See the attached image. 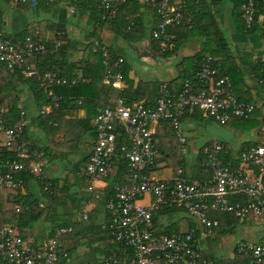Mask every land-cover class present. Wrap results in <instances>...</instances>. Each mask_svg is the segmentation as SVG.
Instances as JSON below:
<instances>
[{
    "label": "crops",
    "instance_id": "crops-1",
    "mask_svg": "<svg viewBox=\"0 0 264 264\" xmlns=\"http://www.w3.org/2000/svg\"><path fill=\"white\" fill-rule=\"evenodd\" d=\"M87 1L10 0V3L3 1L0 4L3 11L0 36L12 42L25 37L36 41H54L56 33L64 34L67 52L58 59L60 67L72 71L77 76L73 79H78V83L84 85L92 81L91 76L98 69L100 72L96 73V76H99L95 77L98 80L94 86L95 90L98 89L99 83L106 85L103 53L93 52L94 43L97 42L100 47L106 49L112 61L123 59L122 67L126 73L125 75L122 73V68L120 72L124 76V83L121 84V89L112 88L120 93L125 91L124 97L119 98H124L131 104L145 103L147 106H154L161 85H167L173 93H178L183 83L192 77L204 60L202 58L200 61L198 55L205 51L204 56L212 57L218 74L230 79L232 96L249 103H257L264 99V70L260 62V56L264 52V36L260 31L264 15L263 22L259 23L260 30L257 29L251 34L244 33L238 16L242 0L191 2L194 3L193 6H189V3L185 11L189 22L167 27L165 35L160 39H154L153 34L157 31L161 19L156 8L147 5L146 0L115 2L108 23L98 31L97 38L91 37L92 26L89 18L93 10ZM123 20L127 21L128 25L132 22L133 25L136 24L137 30L128 40L118 31ZM220 34L224 38V47L219 42ZM89 49L92 54L101 55V68L97 58L88 56ZM112 49L119 52V58L112 57ZM127 50L131 51L135 58L150 64L149 69H155H151L150 73L153 74H143L140 77L135 71V65L130 66L127 62ZM83 72L86 79L82 76ZM38 86L49 99V104L42 107L43 110H48L46 114L48 115L58 107V101L64 97L54 93L53 88L57 86L43 88L40 82ZM18 89V93L11 90L9 99L12 101L16 98L17 111L23 110L27 116L28 125L22 142L30 148L35 145L38 149L45 150L46 165L41 178L57 179L59 181L57 192L66 194L65 198H57L49 208V211L54 213L48 215L45 213L35 223L25 226L19 231L21 236L27 243L40 247L51 238L53 228L58 224H66V227L73 228L71 236L63 238V245L69 248V264H101L112 255L129 261L131 259L129 250L114 242L106 231L111 218L105 205L114 197V192L105 205H102L101 201L106 197L110 181L105 180L95 185L100 195V199L96 200L88 191L87 182L77 171H73L75 165L78 167L89 159L94 147V119L97 113L114 99H108L99 105L101 99L93 96L94 89L86 87L85 96L78 99L69 98L78 105V108L73 114H69L68 118L63 119V122H68L63 132L48 136L37 125H32V120L37 116L36 102L43 101L44 94L35 99L28 85ZM48 92L52 93V97L48 96ZM90 93L92 95L88 96ZM257 113L248 120L232 119L227 125L221 126L204 116L198 109L186 111L181 120L186 140L183 146L180 145L170 124H153L151 131L158 150L153 167L154 177L162 181H171L179 169L189 183L210 181L211 172L203 159L204 149L215 143L223 148L220 157L225 164L236 169L241 167L239 155L260 144L264 139V121ZM245 132H248L247 138L242 139ZM32 184L35 183L31 182L29 187H32ZM33 189L40 200L39 204L48 206L42 199L38 185H34ZM20 193L27 195V189ZM235 197L238 196L231 198ZM153 202V197L145 196L137 204L148 207ZM81 207L88 210L86 222L82 220ZM210 218L215 220L218 226L213 229L210 236L203 237L202 227L189 218L181 208L174 207L167 215L155 217L154 232L158 236H169L193 230L203 256L218 264L248 263L246 256L236 253V247H217L215 241L218 234H232L239 227L243 235L242 240L256 245L264 243V220L250 217L246 222L239 223L231 213L214 214Z\"/></svg>",
    "mask_w": 264,
    "mask_h": 264
},
{
    "label": "built area",
    "instance_id": "built-area-1",
    "mask_svg": "<svg viewBox=\"0 0 264 264\" xmlns=\"http://www.w3.org/2000/svg\"><path fill=\"white\" fill-rule=\"evenodd\" d=\"M124 1L94 0L106 14L115 2ZM199 1L146 0L147 5L156 8L161 19L153 38L163 37L169 26L187 24L189 19L185 11L188 4ZM260 3L264 0H242L240 20L245 32L256 23L263 22ZM130 25L133 26V22ZM60 46V41H57L53 52ZM45 48L44 43L29 37L12 42L0 36V80L4 72H20L25 79L35 77L43 88L78 84V79L68 81L54 73L39 72L36 60ZM98 51L104 57V83L121 89L124 83L120 72L123 59L112 61L106 49L95 42L93 52ZM260 62L264 70V52ZM48 96L52 97V93L48 92ZM194 109L221 126L232 119L248 120L257 112L264 121V99L249 103L232 96L230 79L218 74L210 56L204 58L193 79L186 80L178 93H173L167 85H161L154 106L131 104L124 98H117L97 113L94 119V147L89 159L77 167V173L87 182L92 196L99 200L95 185L108 180L118 164L125 166L124 181L114 188V197L105 205L111 218L106 231L114 242L124 246L131 254L129 261L112 255L101 264H218L203 256L195 231L169 236H158L154 232V215L165 209L181 208L202 227L203 237L210 236L218 226L210 218L214 214L231 213L239 223L246 222L250 217L264 220V139L239 155L241 167L237 169L222 161L220 154L223 148L219 144L206 147V167L211 172L208 182L189 183L179 169L171 181L154 177L153 167L158 150L151 126L170 124L183 146L186 140L181 120L186 111ZM47 112L42 109L39 114L42 116ZM9 120V109L0 105V193L21 192L25 177L40 178L46 165L42 152L32 150L22 142L28 125L26 113L21 110L15 121ZM44 190L48 187L45 186ZM145 196L154 199L148 207L137 204ZM234 196L243 197L244 203H231L230 198ZM10 200L15 199L11 196ZM18 212L19 208L15 207V213ZM81 215L86 222L87 208L82 210ZM72 233V227L59 228L51 239L39 247L23 239L16 220L12 224H4L0 227V262L69 264V248L63 245V238ZM236 253L246 256L247 264H264V243L241 242L236 246Z\"/></svg>",
    "mask_w": 264,
    "mask_h": 264
},
{
    "label": "trees",
    "instance_id": "trees-1",
    "mask_svg": "<svg viewBox=\"0 0 264 264\" xmlns=\"http://www.w3.org/2000/svg\"><path fill=\"white\" fill-rule=\"evenodd\" d=\"M10 1V0H9ZM9 1H4L6 3H10ZM3 2V0H0V4ZM89 4L92 5V10L91 11V16L89 18V22L92 26V34L91 37L97 38L96 34H98V31L105 26V24L108 23V19L110 17V13L112 12V7L111 11L106 14L105 11L94 2V0H88ZM194 3H190V5L193 6ZM259 11L262 15H264V3L259 4ZM239 19H240V14L238 13ZM104 17V18H103ZM241 21V20H240ZM3 22V11L0 6V26ZM121 27L118 28L119 34H121L124 39H130V36L134 31H136V24L133 26L128 25V22L123 20L121 23ZM263 27L262 29L259 27V24H255L254 27H252L250 30L244 32L247 34H251L255 32L257 29H261L260 31L263 33L264 36V22H263ZM127 28H129V31H127ZM52 30V28H51ZM258 30V31H259ZM56 30H54L55 32ZM56 33V32H55ZM59 33V31H58ZM54 41H40L43 42L45 45V51L42 53V55L36 60L37 63V68L40 73H54L59 76V78H64L70 81L73 78H77L76 74L74 75L72 71H66L64 68L60 67L59 65V57H62V55H65L67 52V43H65V35H58L56 33ZM57 41L61 42L60 48L56 51L53 52L55 43ZM221 44H223V47L225 46L224 43V38L220 34V40ZM111 49V48H110ZM69 50V49H68ZM112 57L114 59L119 58L118 54L119 52L115 50H111ZM205 52H202L199 54V60L204 59ZM88 56L97 58L99 60V65L101 68L102 67V58L100 54H92L91 50L89 49L88 51ZM201 64V63H200ZM124 66V65H123ZM200 66V65H199ZM199 67L196 68L195 72L193 73L192 77L189 78V80L193 79L196 71L198 70ZM122 73L125 75V68L122 67ZM100 72L98 69L95 70L94 74L91 76L92 81L89 82L88 84L84 85L81 83H78L77 85L74 86H57L54 87V93L56 95H61L64 98L58 101V107L54 108L52 110V113L48 115H40L39 112L42 110V107L45 105L49 104V99L45 97V94L43 93V90L39 88L38 82L36 81L35 77L32 79L25 80L23 76L19 73L16 72L15 75H10L7 72H4L2 75V78L0 80V105L3 107H6L9 109L10 112V120L9 122L15 121L17 118L19 112L17 111L16 108V102L17 99L13 98L9 99L11 97V90L14 91V93H18L20 87H24L28 85L29 91L31 95L37 99L40 94H44V99L43 101L36 102V107L38 108L37 110V116L32 120V125L36 126L42 130L46 135L52 136L58 132H63V128L67 126L68 122H63L64 118H68L69 114H73L74 111H77L78 105L73 101L70 100L69 98L73 97L78 99L79 97L85 96L86 93L84 89L86 87H90L92 90L94 89L93 96H98V99L100 100V104L102 105L105 103L106 100L108 99H117L121 96L124 97V94L126 92L124 91L123 93H120L118 90L112 88L111 86H106L103 85L102 83L98 85V89L95 90L94 86L97 84L98 80H96L95 77L96 73ZM83 78L86 79V75L83 72ZM102 76V75H101ZM91 91V90H90ZM70 94L71 96H67ZM92 94H88V96H91ZM10 101V102H9ZM88 103V101H87ZM151 105V104H150ZM98 107V106H97ZM258 114V113H257ZM168 124V123H167ZM169 125V124H168ZM26 139V138H25ZM66 143H67V138H66ZM32 150H36L38 152H42L43 154L45 153L43 149L37 148L35 145L32 147ZM45 156V155H44ZM206 163H207V158L206 156L203 158ZM73 171H77V165L74 166ZM69 171H67L68 173ZM70 173V172H69ZM126 175V170L125 166L118 164L117 167H114L113 172L110 175V178L108 179V188L106 191V194L103 198V201H101L102 205H105L107 200L110 198V196L113 195L114 188L120 183L124 181V177ZM42 177V176H41ZM35 178L31 176H26L24 179V189H27V195H21L20 192H15V191H3L0 193V227L3 226L4 224H12L14 220L17 221V227L19 231H21L25 226L30 225L32 223H35L38 221L42 215L46 213L48 215V210L49 208L55 203L57 196V188H58V183L59 181L57 179H42V178ZM32 183V187H29V185ZM34 185H38L40 191L42 192V199L47 202L48 206L40 208L39 204V198L36 197L35 192H34ZM45 186L48 187V190H44ZM16 193V194H15ZM111 193V194H110ZM14 197V201L10 200V197ZM105 199V200H104ZM245 199L242 197H235L231 198L230 202H241L244 203ZM84 206V205H83ZM15 207L19 208V212L16 214L15 213ZM81 210H83V207H81ZM170 212V209H165L158 214L154 215L153 222L155 223V217L157 215H167ZM66 224H58L55 228H53L50 237L52 238L56 230L62 227H66ZM71 234L65 236L69 238ZM64 237V238H65ZM50 238V239H51ZM118 244V243H117Z\"/></svg>",
    "mask_w": 264,
    "mask_h": 264
},
{
    "label": "rangeland",
    "instance_id": "rangeland-1",
    "mask_svg": "<svg viewBox=\"0 0 264 264\" xmlns=\"http://www.w3.org/2000/svg\"><path fill=\"white\" fill-rule=\"evenodd\" d=\"M126 58H127L128 64L130 66L135 65V71H137V74L140 77H142L143 74L150 73L152 71L151 69L155 70L154 68H151V67H150L151 69H149L150 64H148V63L146 64L142 60H139V59L135 58V56H133V53L131 51L127 52ZM141 67H146L147 69L144 70ZM138 70H143L144 72L139 73ZM150 74H153V73H150ZM209 130H211V128H209ZM247 134H248V132L243 133V135H242L243 138L242 139H246L247 138ZM30 149H32V148H30ZM161 175H162V172H161ZM42 176H43V174H42ZM60 184H61V186H63V183H61V181H60ZM57 190H59V189L57 188ZM65 195L66 194H64L62 192H56L57 198H59V197L65 198ZM43 207H44V205L41 204L40 208H43ZM52 212L53 211H49L48 210V214H52ZM242 239H243V235H242V233H240L239 227H237L232 234H227V233L218 234L217 238H216V241H215V244L217 245V247H219V246H223L224 248L227 247V246L236 247L239 243L246 242L245 240H242ZM247 243H251V242H247Z\"/></svg>",
    "mask_w": 264,
    "mask_h": 264
}]
</instances>
